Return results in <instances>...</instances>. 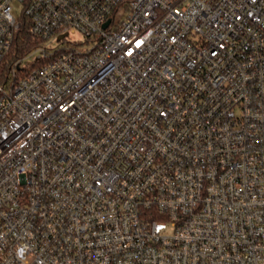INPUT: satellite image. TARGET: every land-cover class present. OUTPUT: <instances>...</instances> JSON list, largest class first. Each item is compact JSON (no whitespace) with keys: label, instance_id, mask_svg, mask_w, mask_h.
I'll list each match as a JSON object with an SVG mask.
<instances>
[{"label":"built area","instance_id":"built-area-1","mask_svg":"<svg viewBox=\"0 0 264 264\" xmlns=\"http://www.w3.org/2000/svg\"><path fill=\"white\" fill-rule=\"evenodd\" d=\"M0 264H264V0H0Z\"/></svg>","mask_w":264,"mask_h":264},{"label":"trees","instance_id":"trees-1","mask_svg":"<svg viewBox=\"0 0 264 264\" xmlns=\"http://www.w3.org/2000/svg\"><path fill=\"white\" fill-rule=\"evenodd\" d=\"M20 42L21 44H27V48L30 47V45H32L31 43V39L32 37L30 36V33L28 32L27 29H24L22 32H21V35H20Z\"/></svg>","mask_w":264,"mask_h":264},{"label":"rangeland","instance_id":"rangeland-1","mask_svg":"<svg viewBox=\"0 0 264 264\" xmlns=\"http://www.w3.org/2000/svg\"><path fill=\"white\" fill-rule=\"evenodd\" d=\"M13 13H14V15L15 16H19L20 15V11L18 10V7H17V5H15V8H14V11H13ZM73 37L76 39V40H78V41H83L84 39H83V37L81 36V34H74L73 35ZM57 44V43H56Z\"/></svg>","mask_w":264,"mask_h":264}]
</instances>
